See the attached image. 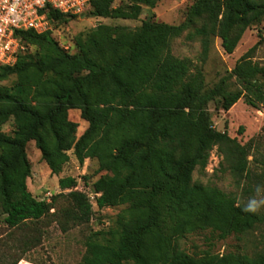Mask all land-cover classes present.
<instances>
[{
    "label": "trees",
    "instance_id": "16d2710c",
    "mask_svg": "<svg viewBox=\"0 0 264 264\" xmlns=\"http://www.w3.org/2000/svg\"><path fill=\"white\" fill-rule=\"evenodd\" d=\"M114 0H89L98 17L136 18L142 5L159 0H128L131 11ZM49 21L66 20L51 7ZM264 18V0H195L179 24L147 18L137 27L98 24L75 39L76 51L61 48L50 30L15 32L20 49L12 64H0V222L16 228L38 221L59 199V208L77 223L90 221L87 193L72 176L58 179L60 192L37 199L27 188L31 140L52 174L62 171L68 151L82 163L96 158L91 183L96 208L122 205L114 227L89 233L79 264H264V246L253 254L206 250L191 255L178 240L209 229L217 238L250 232L264 224V212L215 185L193 181V170L205 168L216 146L219 169L234 177L249 171L248 143L215 128L208 103L227 111L246 95V103L264 104V65L251 59L259 41L211 88L202 69L170 52V41L186 32L198 37L204 60L214 37L232 53L244 31ZM34 46V52H20ZM242 87L228 89L229 80ZM2 81L8 83L2 84ZM78 109L88 125L76 135L68 117ZM12 122L9 132L2 125ZM242 126L239 127V131Z\"/></svg>",
    "mask_w": 264,
    "mask_h": 264
},
{
    "label": "rangeland",
    "instance_id": "374dc122",
    "mask_svg": "<svg viewBox=\"0 0 264 264\" xmlns=\"http://www.w3.org/2000/svg\"><path fill=\"white\" fill-rule=\"evenodd\" d=\"M195 0H159L154 7L142 5L136 18L98 17L89 13V7L74 16H66V20L49 21L51 37L64 50L76 51L75 39L85 35L98 24L122 25L137 27L147 18L169 24H179L186 17L187 9ZM112 6H123L131 11L128 0H114ZM186 32L170 41V52L179 58L190 60L192 67L202 69L207 88L213 87L219 79L233 68L236 60L257 41L251 52V59L264 65V18L251 24L242 34L232 53H226L221 47L218 37L212 40L208 56L202 60L201 43L198 37H185ZM34 46L23 47L20 52H34ZM264 88V79H259ZM2 84L8 82L2 81ZM235 77L229 80L228 89L241 88ZM246 95L240 97L227 111L218 107L214 100L207 107L216 129L226 130L231 137H236L241 144L248 143L249 171L242 177H234L228 171L221 172V157L216 146L210 151L205 168L196 167L192 173L193 181L215 185L225 192L232 193L239 201L248 204L253 199L264 200V104L257 102L255 106L246 103ZM68 117L77 122L76 135L79 136L88 123L81 118L78 109H70ZM242 130L239 131V127ZM12 122L2 125V130L9 132ZM30 161V176L26 179L27 188L37 199L49 200L60 192L58 179L72 176L77 180V187L85 191L91 201L93 213L87 223H77L68 218L59 208L68 206L65 199H59L50 213L38 221L27 222L16 228H9L0 222V264H79L85 251V237L96 230L114 227L117 215L123 206H106L97 209L91 183L105 171L96 172V158H85L82 163L68 151L69 160L62 171L52 174L41 158V152L33 140L26 146ZM258 211L264 212V204ZM181 249L191 255H198L209 250L215 253L237 252L253 254L264 246V224L240 235H230L224 239L217 238L209 229L186 233L178 240ZM125 264H132L126 262Z\"/></svg>",
    "mask_w": 264,
    "mask_h": 264
},
{
    "label": "built area",
    "instance_id": "2783aa9c",
    "mask_svg": "<svg viewBox=\"0 0 264 264\" xmlns=\"http://www.w3.org/2000/svg\"><path fill=\"white\" fill-rule=\"evenodd\" d=\"M88 6L89 0H0V64L15 61L20 49L17 30L43 32L49 28L45 8L76 15Z\"/></svg>",
    "mask_w": 264,
    "mask_h": 264
},
{
    "label": "clouds",
    "instance_id": "9594fccd",
    "mask_svg": "<svg viewBox=\"0 0 264 264\" xmlns=\"http://www.w3.org/2000/svg\"><path fill=\"white\" fill-rule=\"evenodd\" d=\"M261 204H264V200L257 202L256 200L253 199L252 201L248 203V205L246 206L244 210L249 211V212H257Z\"/></svg>",
    "mask_w": 264,
    "mask_h": 264
}]
</instances>
